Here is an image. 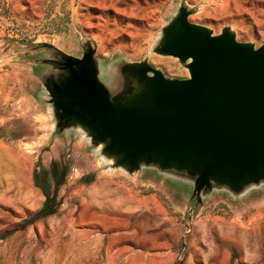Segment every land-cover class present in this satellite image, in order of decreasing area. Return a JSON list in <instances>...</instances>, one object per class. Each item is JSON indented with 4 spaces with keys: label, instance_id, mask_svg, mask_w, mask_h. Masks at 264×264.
Here are the masks:
<instances>
[{
    "label": "rangeland",
    "instance_id": "obj_1",
    "mask_svg": "<svg viewBox=\"0 0 264 264\" xmlns=\"http://www.w3.org/2000/svg\"><path fill=\"white\" fill-rule=\"evenodd\" d=\"M183 10L213 35L229 29L264 44V0H0V69L11 73L0 137L24 151L27 171L20 178L0 156V264H69L76 255L63 246L91 201L130 208L129 217L89 226L99 249L78 264H264V181L196 193L193 172L131 171L82 125L58 122L47 87L60 73L56 48L79 57L94 50L111 100L129 101L143 68L190 77L185 62L159 52ZM34 174L53 197L54 212L39 218L46 196ZM104 180L106 193L91 200L89 188Z\"/></svg>",
    "mask_w": 264,
    "mask_h": 264
},
{
    "label": "water",
    "instance_id": "obj_2",
    "mask_svg": "<svg viewBox=\"0 0 264 264\" xmlns=\"http://www.w3.org/2000/svg\"><path fill=\"white\" fill-rule=\"evenodd\" d=\"M187 16L183 10L159 52L185 62L190 77L141 68L134 97L114 102L94 50L79 57L56 48L60 73L47 87L58 122L82 125L118 164L191 171L196 193L213 184L237 192L264 181V44L238 41L229 29L213 35Z\"/></svg>",
    "mask_w": 264,
    "mask_h": 264
},
{
    "label": "crops",
    "instance_id": "obj_3",
    "mask_svg": "<svg viewBox=\"0 0 264 264\" xmlns=\"http://www.w3.org/2000/svg\"><path fill=\"white\" fill-rule=\"evenodd\" d=\"M11 73L0 69V108L11 98V83L9 81ZM0 156L4 159L8 166H15V170L20 178L25 177L27 174L26 167L24 164L25 153L24 151L16 146L13 142L6 138L0 137ZM107 181H101L99 187L92 186L88 190V196L92 200V197L96 192H105ZM88 209L83 208L82 219L76 221V223H84L81 226L83 228L77 229L76 233H72L70 237L66 240L63 249L64 252L69 254H75L73 259L69 261V264H78L89 254L94 253L99 249L98 246L93 244V240L90 239L89 226H93L97 221H99L103 226L107 227L111 224H115L120 218L124 220L129 217V209H122L117 207L110 202L105 203H94L93 201L88 202ZM88 210L91 212L85 213ZM155 219V218H153ZM92 224V225H91ZM111 243L107 245V248L111 247Z\"/></svg>",
    "mask_w": 264,
    "mask_h": 264
},
{
    "label": "trees",
    "instance_id": "obj_4",
    "mask_svg": "<svg viewBox=\"0 0 264 264\" xmlns=\"http://www.w3.org/2000/svg\"><path fill=\"white\" fill-rule=\"evenodd\" d=\"M34 179H35L36 184L43 189L45 196H46V199L42 207L39 209V211L36 214V217L39 218V217H43L47 214L54 212V209L52 208L53 197L51 196V191L49 188L50 184L48 181H46L44 184L41 183L36 174H34ZM58 186H59V181H57L55 188L57 189Z\"/></svg>",
    "mask_w": 264,
    "mask_h": 264
},
{
    "label": "flooded vegetation",
    "instance_id": "obj_5",
    "mask_svg": "<svg viewBox=\"0 0 264 264\" xmlns=\"http://www.w3.org/2000/svg\"><path fill=\"white\" fill-rule=\"evenodd\" d=\"M51 60H52V62H53L54 64H57V63H56V61H57L56 58H52ZM59 64H60V63L58 62V65H59Z\"/></svg>",
    "mask_w": 264,
    "mask_h": 264
}]
</instances>
